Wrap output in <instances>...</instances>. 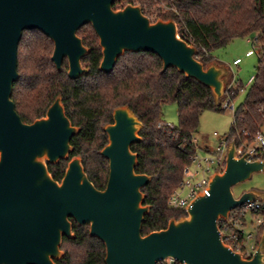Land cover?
Masks as SVG:
<instances>
[{
	"label": "water",
	"instance_id": "water-1",
	"mask_svg": "<svg viewBox=\"0 0 264 264\" xmlns=\"http://www.w3.org/2000/svg\"><path fill=\"white\" fill-rule=\"evenodd\" d=\"M115 0H0V264H58L64 237L73 238L72 220L89 226V235L105 246V264H156L166 257L188 264H264V234L250 258H244L222 239L218 221L247 201H262L249 189L236 196L233 186L264 171V158L236 156L230 140L225 166L212 174L208 194L199 193L179 218L167 226L141 233L150 205L142 188L150 176L137 173L142 122L127 107L112 111V122L102 129L107 143L99 153L108 161L103 189L89 180L81 157H71L60 181L48 163L69 157L71 138L79 127L67 117L61 96L44 116L23 122L11 98L19 79L17 52L22 34L37 29L53 42L51 60L60 71L67 60V76L88 71L82 58L88 48L77 30L90 24L98 37L99 69L112 71L126 51H148L162 61V71L174 67L209 87L218 103L226 86L225 65L204 63L198 49L178 33L173 19L151 21L138 4L114 9Z\"/></svg>",
	"mask_w": 264,
	"mask_h": 264
},
{
	"label": "trees",
	"instance_id": "trees-1",
	"mask_svg": "<svg viewBox=\"0 0 264 264\" xmlns=\"http://www.w3.org/2000/svg\"><path fill=\"white\" fill-rule=\"evenodd\" d=\"M166 10L153 7V0H115L114 9L138 4L151 21L173 19L179 35L198 49L196 58L204 65L214 58L213 48L223 46L237 36L253 38L259 66L243 101L233 111L228 141L236 146L252 145L253 136L264 127V0H162ZM77 35L88 48L82 65L88 71L76 79L67 76V61L58 71L52 60L53 42L37 29L23 32L17 52L19 79L14 82L11 98L23 122L30 123L45 115L48 106L61 96L65 113L79 131L70 141L68 158L48 163L52 177L61 180L68 160L76 155L89 180L103 189L108 176V161L99 150L107 143L102 126L112 122V111L127 106L142 122L141 140L132 144L137 153L135 171L150 176L142 188L144 204L150 205L141 226V233L165 228L170 218L185 212L167 205L169 193L183 178V168L196 151L193 142L200 114L208 109L220 110L211 89L174 67L162 71V61L148 51L122 54L112 69H99L102 58L98 37L90 24L81 26ZM242 84L239 83V86ZM238 93L236 90L233 97ZM174 102L178 123L164 124L162 106ZM243 190L242 192H244ZM240 208L230 213L231 218ZM227 222L218 221L220 230ZM87 224L72 222L73 238L64 237V250L58 264H105V246L89 235ZM264 233L260 226L256 242Z\"/></svg>",
	"mask_w": 264,
	"mask_h": 264
},
{
	"label": "built area",
	"instance_id": "built-area-1",
	"mask_svg": "<svg viewBox=\"0 0 264 264\" xmlns=\"http://www.w3.org/2000/svg\"><path fill=\"white\" fill-rule=\"evenodd\" d=\"M252 42V48L247 50L245 55L250 56L256 53L253 38L248 39ZM264 58V54L262 55ZM241 59L235 58L233 64H239ZM255 75L251 76L244 85L239 86L235 77L227 81L224 94L225 97L220 102L222 108H232L233 94L236 90L243 91L253 82ZM164 124L173 126L164 122ZM213 134L218 138L217 144L211 149H200L196 144V151L190 157V163L183 168V178L179 185L175 187L167 197V205L170 208L183 210L191 205L192 201L199 193L208 194L209 181L213 173L221 171L225 166L226 152L228 146L227 135ZM247 154V159L255 160L264 158V129L258 130L253 136V144H242L236 149V156ZM237 218H221L227 222L222 232L223 241L234 251H238L244 258H250L257 247V237L260 226L264 223V201H247L238 206ZM220 219V220H221ZM156 264H188L178 261L172 257H166L157 261Z\"/></svg>",
	"mask_w": 264,
	"mask_h": 264
},
{
	"label": "rangeland",
	"instance_id": "rangeland-1",
	"mask_svg": "<svg viewBox=\"0 0 264 264\" xmlns=\"http://www.w3.org/2000/svg\"><path fill=\"white\" fill-rule=\"evenodd\" d=\"M153 2V7L159 8L160 11L166 10L168 6L167 3L162 0H153ZM250 38L251 36H237L232 38L225 45L211 50L210 54L214 58L213 61H217L227 68L228 74L226 75V81L230 80L233 76L237 83L244 85L251 76L257 74V68L259 66L257 53L250 56L245 55L246 51L252 48V42L248 40ZM236 57L241 59L239 64H233V59ZM247 89L248 88L243 91H238L235 95L232 100L234 105L233 109H224L221 107L220 110L208 109L200 114L198 127L194 134L196 144L199 148L208 147V149H211L217 144L218 138L213 132H217L220 135L228 133L233 121V111L243 101ZM222 96H224V94ZM161 118L168 124L176 125L178 123L177 104L174 102L164 104L161 110ZM249 189L258 191L263 198L262 201H264V171L254 172L248 180L232 188L236 196L240 195L243 190ZM182 212L184 211L182 210ZM61 250L64 255V250L62 248Z\"/></svg>",
	"mask_w": 264,
	"mask_h": 264
},
{
	"label": "crops",
	"instance_id": "crops-1",
	"mask_svg": "<svg viewBox=\"0 0 264 264\" xmlns=\"http://www.w3.org/2000/svg\"><path fill=\"white\" fill-rule=\"evenodd\" d=\"M236 58H238V57H236ZM234 59H235V58H234ZM234 59H233V60H234ZM200 149H202V150H203V149H208V147H201Z\"/></svg>",
	"mask_w": 264,
	"mask_h": 264
},
{
	"label": "flooded vegetation",
	"instance_id": "flooded-vegetation-1",
	"mask_svg": "<svg viewBox=\"0 0 264 264\" xmlns=\"http://www.w3.org/2000/svg\"><path fill=\"white\" fill-rule=\"evenodd\" d=\"M77 31H78V30H77ZM65 60H66V59H64V61H65ZM64 61H63V62H64ZM66 61H67V60H66ZM67 66H68V65H67ZM67 70H68V69H67ZM26 123H27V122H26ZM59 181H60V180H59ZM72 222H73V220H72ZM58 260H59V259H58ZM56 261H57V260H56Z\"/></svg>",
	"mask_w": 264,
	"mask_h": 264
}]
</instances>
